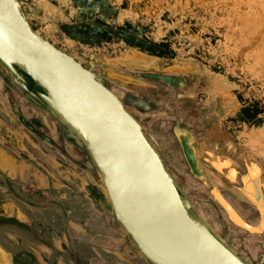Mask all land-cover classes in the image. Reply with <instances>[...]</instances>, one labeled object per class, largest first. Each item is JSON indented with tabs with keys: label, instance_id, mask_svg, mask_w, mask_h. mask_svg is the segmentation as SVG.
Returning <instances> with one entry per match:
<instances>
[{
	"label": "rangeland",
	"instance_id": "obj_1",
	"mask_svg": "<svg viewBox=\"0 0 264 264\" xmlns=\"http://www.w3.org/2000/svg\"><path fill=\"white\" fill-rule=\"evenodd\" d=\"M17 1L20 2L23 14L35 32L61 52L73 55L75 61L79 62L105 86V81L113 83L118 86V90L128 91L133 95L143 94L150 101L156 102V96L159 93H167V90L151 81L150 76L166 75V72L173 67H200L209 73H217L229 83L226 89L224 88L221 92L213 95L216 96L217 100L220 97L224 99V102H227V110L232 113V116L224 118L223 128L234 141L243 144L242 147L246 151L247 132L255 127L264 128V0H131L138 12L133 15L129 13L135 21L134 26L131 27L134 32V40L108 39L102 43L91 45L70 43L53 32L51 22L48 21L51 12L47 8L48 5L47 7L42 6V2L45 0H34L45 13L43 24L38 23L36 15H38L37 10L39 9L32 5L30 0ZM42 12L39 14L42 15ZM130 48L154 56L156 58L155 65L158 69L132 72L119 64L116 59L124 52L130 51ZM16 70L20 78L9 72L0 62V98L4 100V102L1 100L2 104L0 103V150L4 152L2 154L3 161L1 160L4 170L1 173L0 186L8 189L4 183V178L8 176V178L17 179L16 183L23 188H35L32 185L35 184L33 178L36 172L40 177L44 176L45 184H38L40 188L37 190L38 193L34 195L36 197L33 200L34 204L40 205L50 201H59L49 199L47 193L49 190L41 189H60L61 193L71 192L70 189H82L79 178L81 173L77 171L78 167L75 163V159H78L75 152L79 151L78 149L82 145L36 95V92L43 93L44 91L28 76L18 69ZM142 75L147 79H142ZM166 80L168 79L166 78ZM106 87L110 90L108 86ZM152 87L156 89L157 94L150 91ZM110 91L120 97L124 106L132 113L141 127H145L144 130H147L151 139H154L156 147L158 143L161 150L158 152H160L166 170L168 171V166L175 171H178V168L184 186L195 182L194 175L185 168V161L180 157V147L174 145V138L171 136L173 142L168 141L167 138L163 139V136H167L164 131L166 124L161 123L163 115L157 113L156 106L149 105L146 109L142 105L137 108L132 107L125 103L123 93H116L115 90V92ZM204 94L206 92L201 91L195 92L192 96L200 102ZM176 107L177 111L180 112L179 104ZM240 110L241 112H238ZM235 115L237 117L233 119ZM28 128H30V134L33 135L37 144L33 143L30 135H28L26 131ZM54 128L57 133L53 135L51 129ZM158 130L162 131V135H159ZM15 134L20 136L22 144L15 140ZM167 143H172L174 152L179 155V158L169 159V156L164 153L165 147L163 148V146ZM9 147L10 149H8ZM16 147L29 155L30 158H25L26 167L22 166L25 171L23 177L14 175L15 165L11 157H20L14 151ZM248 148H250L249 145ZM86 152L88 153L87 150ZM49 153L65 166H71L74 169L73 173L67 172L62 175L63 173L56 168L58 164L54 160L52 161L54 166L53 164L47 166L49 161L47 154ZM213 153L214 151H211L208 154V160H210L207 165H213ZM248 154L261 161L259 156H253L249 150ZM89 158L92 160L90 155ZM35 161L39 165H36ZM46 166L54 170L53 176L46 171ZM247 168L248 171H252L257 166L253 163H247ZM259 168L258 166L257 169ZM206 172L214 182V177L208 172V169ZM261 176L264 178V173H261ZM99 181L101 183L100 178ZM210 190L211 192L202 189L200 195H195L196 198L193 202L196 203L197 198L204 205H208L209 202H217L216 212L220 211L223 215L222 218L229 224L227 217L230 218V216L217 198L216 189ZM221 190L227 194L223 189ZM108 203L111 207L110 201ZM186 204L188 207L187 202ZM218 207H221V210ZM245 209L246 211L242 215L248 220L250 206H246ZM254 226L257 232L258 225L254 224ZM118 227H120L119 224ZM239 228L247 231L245 232L246 236L252 239L251 249L253 252H258V232L243 227ZM120 229L122 230L121 227ZM100 233L102 241L109 240L104 232ZM128 246L134 250L136 255L140 254L136 244L132 246L127 237L122 238L118 245L114 246V250L121 252L123 247ZM103 252L106 261L121 264V258L117 253L110 250Z\"/></svg>",
	"mask_w": 264,
	"mask_h": 264
},
{
	"label": "water",
	"instance_id": "obj_2",
	"mask_svg": "<svg viewBox=\"0 0 264 264\" xmlns=\"http://www.w3.org/2000/svg\"><path fill=\"white\" fill-rule=\"evenodd\" d=\"M0 48V62L16 77L20 78L18 69L39 86L44 92L36 95L87 149L114 200L118 199L113 200L112 209L118 224L151 264H245L216 238V254L200 249L195 239L197 223L140 123L73 55L61 52L35 32L17 0H0ZM56 96L90 109L93 126L57 105ZM3 153L0 150V160ZM3 170L0 167V177ZM16 180L4 178L8 189H0V202L7 193L24 207L36 205V197L21 189ZM36 212L33 219L39 223ZM8 219L14 217L0 215V222Z\"/></svg>",
	"mask_w": 264,
	"mask_h": 264
},
{
	"label": "flooded vegetation",
	"instance_id": "obj_3",
	"mask_svg": "<svg viewBox=\"0 0 264 264\" xmlns=\"http://www.w3.org/2000/svg\"><path fill=\"white\" fill-rule=\"evenodd\" d=\"M122 73H127V72H122ZM160 76L161 75L150 76L151 81H154V83L161 85L162 88L167 90V93H159L158 96H156L155 99L156 102L150 101L143 94L133 95L128 91L123 92L120 89L118 90V86L116 84L109 83L106 81L104 83L106 84V86L110 88V90L112 91L115 90L117 91L116 93L118 92L123 93V99L124 101H126L125 103L129 106L137 108L140 107V105H142L143 107H145V109L146 107H149V105H154V107L156 106V109L158 111L157 113L163 115L161 117L162 118L161 123L162 124L165 123L166 125L164 128L168 130V131L166 129L164 130L165 133H167L166 138L168 139V141L171 142H173L172 137L174 138V145H178L180 147V157L185 161L186 164L185 168H187L190 171V173L194 175L195 178L194 179L195 182L191 184L189 183L184 186L182 184L183 182L180 179L179 169L176 167L178 171H175L171 167L169 166L167 167L169 173L174 178V182L176 184L177 190L181 198L186 200V202L188 203V207H187L188 214L192 218H196L200 221L203 220L202 222L205 225L208 224L207 225L208 228L215 235L216 239H218L230 252H232L235 256H237L243 263L260 264L261 263L260 261L264 259V247L260 246L258 248V252L257 251L253 252L250 246L252 239L247 237L245 234V232L247 231L239 227H236L232 223L228 224L225 221V219L222 218L223 215L221 214V212L220 211H219L220 213L216 212V205L218 204L216 200L215 202L217 204L214 202L213 203L209 202L208 204L209 206L201 203L198 198L196 199V203L193 202V200L196 198L195 195L198 196L202 193V189H207L210 192H211L210 189L212 188L223 189L225 192H228L227 194L223 192L227 196H230L232 193L238 195V192H240V193H244L243 197L244 196L246 197L247 193H252L253 195H257L258 190L264 192V183H261L262 182L261 173H264V160L260 159L261 161H258L257 159L253 158L242 147L243 144H238L225 132L223 128L224 118L232 116V113H230L227 110V105H225V107H221L218 101H215L213 97L211 101L213 100L214 104L212 102L209 103L210 95L209 93L206 92V90L203 87L199 85V81H198L199 79L196 73L190 75H186V74L177 75L178 78H172L170 80H166L165 77L163 78V76L161 77ZM141 77L142 79H147L144 78L143 75ZM150 91H152L154 94L158 93L156 89H154V87H152ZM201 91H205L206 94H204L203 98L200 100V102H198V99L197 98L194 99V96L192 95H194L195 92H201ZM1 100L2 102H4V100L3 98H0V103L2 104ZM189 103H191L192 106L196 107V109L206 108L208 104L214 105L211 108L213 109L211 110L212 118L217 120L216 121L213 120L214 122L212 124L214 125L215 128L217 127V132L219 134V137H221L222 143H220L221 145H219L218 147L219 149H216V151H214L212 159L213 160L218 159V161L226 163L224 165L223 175L221 176L223 186L218 185L216 182H213L210 176L206 172V168L204 167V163L201 157L203 155V151H202L203 148H201L200 145L201 139L198 137V134L195 133V129H194L196 125L192 122L190 123L188 119H186V117H184L182 114H180V112L177 111L178 110L176 107L177 104L185 105ZM238 112H241V110ZM236 117L237 115H235L233 119H235ZM26 131L28 135H30L33 143H35L33 135L30 134L31 132L30 128H28V130ZM145 131L147 132V130ZM169 132L171 133V135ZM51 133L53 135L57 133L55 128L51 129ZM182 133H185L188 136V139L190 140V143L188 141V145L193 148L192 152L194 155L195 164L198 165V170L196 171L190 168L184 154L181 152L182 146H181V141H179L178 139L179 138L178 135L180 136L182 135ZM146 135L148 134L146 133ZM14 138L17 142H20L22 144L19 135L15 134ZM151 141L153 142L154 139H152ZM222 147L223 149H221ZM78 150L79 151L77 152L74 151L76 153V157H78L77 160L75 159V163L78 167L77 171L81 173L79 178H80V182L82 183V189H70L71 192L65 191L61 193L62 197H64L65 195L64 197L65 199L63 200L64 202L63 201L59 202L60 205L59 215L61 218L64 217L67 221L75 219V217L77 216L82 218V246H86L87 249L89 250L88 255L82 257V264H114L113 261L108 262L104 259L105 258L103 252L104 250L105 251L110 250L117 253V255L121 258L122 261L121 264H146L144 261V257L141 255V253L136 255L134 253V250L130 249L129 246L125 248L123 247L121 252L114 250L116 245H118V243L122 240V238L127 237L128 242H130L132 246L133 244L135 245V243L128 234H126L123 230L120 229V227H118L112 209L106 199L105 192L101 187V183L99 181V177L95 169V166L90 160L85 147L82 145V147L79 148ZM14 151L17 154H19L20 157H16V158L11 157L13 164H17L20 168L22 166L26 167V163H24V161L27 158H29V155L25 154L17 147L14 149ZM47 157L49 159L47 166L53 164L52 161L54 160L58 164L56 168L63 173L62 175H64L67 172L69 174L70 172L73 173L74 169L71 166L70 167L68 165H67L68 167L65 166V164L55 159L52 154L50 153L47 154ZM36 163H37L36 165H39L38 162ZM247 163L248 164L253 163L255 166H257V168L258 166L260 168L259 170L255 169L252 171H248ZM47 166L45 167L46 171L53 176L54 170L49 169ZM34 174L35 175L33 181L35 180L34 181L35 184L32 186H35V188L34 187L23 188L22 186L20 187L21 189H34L33 192H30L32 195L38 193L37 190H39L40 188V185L38 184H45V178L43 175L40 177L38 173L35 172ZM232 177L234 179L233 182L230 181ZM0 189H5V188L0 186ZM232 189L234 191H232ZM41 190H46V189H41ZM189 194L192 198L188 196ZM247 204H248L247 206H251L249 209L251 214L248 215L249 220L253 221L255 225H258L259 219H257V217L260 216L259 212L255 209L252 203L247 201ZM44 206L45 203L38 205V207H44ZM75 207H79V208H75ZM218 208L220 209L221 207ZM100 232H104L105 236L109 240L102 241ZM90 249H92L93 251L90 252ZM2 254L5 257L4 251H2ZM112 260H114V258H112ZM6 264H12V263L10 260L6 259Z\"/></svg>",
	"mask_w": 264,
	"mask_h": 264
},
{
	"label": "crops",
	"instance_id": "obj_4",
	"mask_svg": "<svg viewBox=\"0 0 264 264\" xmlns=\"http://www.w3.org/2000/svg\"><path fill=\"white\" fill-rule=\"evenodd\" d=\"M30 2L39 9L36 18L43 24L45 13L34 0ZM42 3L51 12L48 21L52 31L70 43L91 45L108 39L132 41L135 38L131 28L135 21L129 13L138 12L131 0H45ZM14 165V175L23 177L19 173L22 167ZM46 190H49V199L59 201L49 200L44 207L33 204L24 207L16 196L5 193L0 202V215L14 219L0 222V264H6V259L12 264H82V257L88 255L89 250L82 246V218L77 216L68 221L61 218L59 202L64 197L60 189ZM34 210H38L35 216L39 223L33 219Z\"/></svg>",
	"mask_w": 264,
	"mask_h": 264
},
{
	"label": "bare ground",
	"instance_id": "obj_5",
	"mask_svg": "<svg viewBox=\"0 0 264 264\" xmlns=\"http://www.w3.org/2000/svg\"><path fill=\"white\" fill-rule=\"evenodd\" d=\"M248 26H247V28H248ZM0 51H1V48H0ZM116 60L119 61V64L125 66L126 69L131 70L132 72L147 71V70L153 71V70L158 69V68H156V65H155L156 58L154 56L153 57L149 56L146 53L140 52V50L138 51L134 48H130V51H128L127 53L124 52V54L121 55L120 57H118ZM117 63H115V64H117ZM187 67H189V66H187ZM195 73L198 76L199 85L201 87H203L206 90V92L209 93V95H210L209 96V103H211V102L213 103V100L211 101V99H212V97L213 98L215 97V101H218V103L221 105V107H225L227 102H224V99H222L220 97L217 100L216 96H214L213 94H217L218 92H221L222 89H224V88L226 89V87L229 86V83L224 78H222V76L218 75L217 73H209L206 70L201 69L200 67H198V68L173 67L166 72V75H163V78L165 77L168 80H170L172 78H178L177 75H185V74L190 75V74H195ZM176 82H177V80H176ZM113 94L115 95V97L118 100H120V97L117 94H115V93H113ZM56 97H57L56 98L57 105H59L61 108H63L65 111L72 114L73 116H76V117L80 118L81 120L84 119L83 121H85V122L91 123V125L93 126L92 123L94 122L95 119L93 116L94 114L90 111V109H88L87 107H84L80 103H76L73 100H70L69 98H66L64 96H56ZM213 106L214 105L208 104V106L206 108L195 110L196 107L192 106V104L189 103V104H185V105H179L178 108L181 109V111H180L181 114H183V116L186 117V119H188V121L190 123L192 122V123L196 124L194 129H195V133H197L198 137L201 139L200 145H201V148H203L202 149L203 155L201 157H202L204 166L206 169H208V172H210L213 175L214 182H216L218 185L223 186L221 176L223 175V169H224V165L226 163L220 162V161H218V159H215V160H212L213 165H207V162L210 160V159L208 160V154L211 151H216V149H219L218 147H219V145H221L220 143H222L221 137H219V134L217 132V127L215 128L214 125L212 124L214 121L217 120V119L215 120L214 118H212L211 110H213V109H211V108ZM123 109L125 110V112L128 115L132 116V113L130 111H128V109L124 105H123ZM214 113H215V111H214ZM216 117H218V116H216ZM177 123H179V122H177ZM141 131H142L145 139H147L149 141V144H151L152 147L154 148V150L159 154L161 152V150H160L158 143H157V147H158L157 148L154 141L152 142L151 141L152 139L149 138L148 135H146L147 132L144 130V128H142ZM157 132L159 133V135H162V131L158 130ZM173 134H176V133H173ZM180 136L178 135V137H179L178 139H179V141H181V146H182L181 152L184 154L186 161H187L188 165L190 166V168L192 170L196 171V170H198V165L195 164L194 155L192 152L193 148L188 145V141L190 143V140L188 139V136L185 133H182V135H180ZM246 136H247V150L246 151L248 152V150H249L250 152H252L253 156H257V157L259 156L262 160H264V128H261V127L252 128V129H250V132H247ZM166 137L167 136H163V139L164 138L166 139ZM165 145L163 146V148L165 147L164 153L167 156H169V159H173V160L177 159L178 155L174 152L172 143H167ZM248 145L250 146V148H248ZM221 149H223V147ZM158 150H160V152H158ZM233 152H235V151H233ZM2 161H3V159H2ZM2 163L3 162H1V160H0V167L3 169ZM94 166H95V169L97 171L99 178L101 179L102 189L104 190L106 198L108 199V201H110L111 207L113 209L114 201H118V199L116 198V200H114L115 195H114V193L111 192V189H109L108 184H107L103 174L99 171V169H97L95 164H94ZM6 167H7V165H6ZM23 169L24 168L22 167L20 169V171L24 174ZM250 169H252V168H250ZM257 172H259V171H257ZM171 177H172V175H171ZM172 179H173V177H172ZM230 181L231 182L234 181L233 177L230 179ZM261 181H262L261 183H264V178H262ZM232 191H234V190L232 189ZM215 192H216V195H217V198L219 199V201H221V203L224 205L225 209L228 211V214L230 216V218L227 217L228 222H230V223L232 222L236 227H243L245 229H251L253 232H256L254 222L250 221L249 218H248V220H246L244 218V215H242L246 211L245 208L248 205L247 201H249L250 203H252V205H254L255 209L259 212V215H260L258 217L259 221H258V231H257L258 232L257 235L259 237L258 246L264 247V192H261L258 190L257 195H253L252 193H247L246 194L247 198L245 196L243 197L244 193H240V192H238V195L235 193H232L230 195L231 197L225 195L221 189H216ZM257 211H255V212H257ZM249 214H251V212H249ZM192 219L197 223V229L198 230L195 233V239L198 241V243L200 245V249L204 253H205V251L209 252L211 256L216 254L217 253L216 252V246H215L216 242L214 239L216 237L208 228V226H207L208 224L205 225L202 222L203 220L200 221L196 218H192ZM251 222H253V223H251ZM250 246H251V244H250ZM208 250H210L213 254ZM140 253L144 257V261L146 264L152 263V261L146 255H144L141 251H140ZM260 262H261L260 264H264V259H262Z\"/></svg>",
	"mask_w": 264,
	"mask_h": 264
}]
</instances>
